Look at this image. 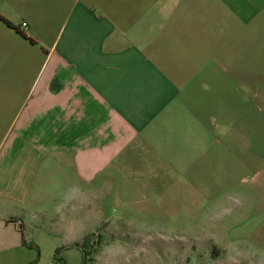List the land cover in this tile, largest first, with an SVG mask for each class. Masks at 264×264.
Masks as SVG:
<instances>
[{
	"label": "crops",
	"instance_id": "crops-1",
	"mask_svg": "<svg viewBox=\"0 0 264 264\" xmlns=\"http://www.w3.org/2000/svg\"><path fill=\"white\" fill-rule=\"evenodd\" d=\"M114 201L264 264V0H0V264H82Z\"/></svg>",
	"mask_w": 264,
	"mask_h": 264
},
{
	"label": "rangeland",
	"instance_id": "rangeland-1",
	"mask_svg": "<svg viewBox=\"0 0 264 264\" xmlns=\"http://www.w3.org/2000/svg\"><path fill=\"white\" fill-rule=\"evenodd\" d=\"M119 202L114 201V205L106 207V213L112 210L100 217L103 219L98 227L84 237L82 244L95 251L96 264H112L118 257L134 258L121 264H227L216 261L209 242L206 248L189 247L194 239L208 241L210 233L219 240L218 225L210 226L214 228L210 232L209 223L201 218L193 220L186 213L136 215V210L129 208V214H123ZM223 218L218 217V223Z\"/></svg>",
	"mask_w": 264,
	"mask_h": 264
},
{
	"label": "trees",
	"instance_id": "trees-1",
	"mask_svg": "<svg viewBox=\"0 0 264 264\" xmlns=\"http://www.w3.org/2000/svg\"><path fill=\"white\" fill-rule=\"evenodd\" d=\"M59 87H60L59 82L55 81L52 85V90L57 91L59 89ZM23 242L26 243L27 246H30L32 248H36L33 244H31V245L27 244V242L25 241V238H24ZM75 246H77V245H75ZM79 248H80L82 255H83L82 264H94L95 263V251H93V249H89L87 247H79ZM212 249H213L214 256L217 257L219 255V252L216 251L215 247H213ZM63 250H64L63 248H60L57 250L56 262H58V263L59 262H61V263L65 262V260L60 257V254Z\"/></svg>",
	"mask_w": 264,
	"mask_h": 264
},
{
	"label": "built area",
	"instance_id": "built-area-1",
	"mask_svg": "<svg viewBox=\"0 0 264 264\" xmlns=\"http://www.w3.org/2000/svg\"><path fill=\"white\" fill-rule=\"evenodd\" d=\"M28 27H29L28 23H22V25H21L20 28H21L23 31H26V30L28 29Z\"/></svg>",
	"mask_w": 264,
	"mask_h": 264
}]
</instances>
